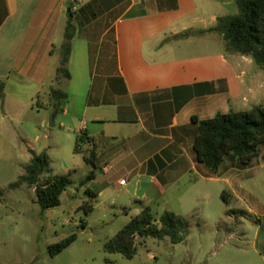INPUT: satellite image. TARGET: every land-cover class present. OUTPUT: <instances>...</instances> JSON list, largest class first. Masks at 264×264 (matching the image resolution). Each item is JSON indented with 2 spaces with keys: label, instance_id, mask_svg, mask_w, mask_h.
Instances as JSON below:
<instances>
[{
  "label": "crops",
  "instance_id": "obj_1",
  "mask_svg": "<svg viewBox=\"0 0 264 264\" xmlns=\"http://www.w3.org/2000/svg\"><path fill=\"white\" fill-rule=\"evenodd\" d=\"M225 6L221 0H80L78 11L70 10L91 66L96 62L81 128L96 139L102 174L124 164L123 173L103 186L128 195L138 213L158 204L187 171L206 173L192 152V117L203 121L230 108L264 105V74L250 56L225 54L222 36L213 31L216 20L228 16ZM68 8L63 0H0L2 91L10 84L38 89L49 81L65 93L55 79ZM207 34L219 35L220 51L199 43L197 37ZM102 134L115 147L104 148ZM259 244L256 251L264 253V241Z\"/></svg>",
  "mask_w": 264,
  "mask_h": 264
},
{
  "label": "rangeland",
  "instance_id": "obj_2",
  "mask_svg": "<svg viewBox=\"0 0 264 264\" xmlns=\"http://www.w3.org/2000/svg\"><path fill=\"white\" fill-rule=\"evenodd\" d=\"M221 1L227 4L225 14H237L234 0ZM74 34L66 65L71 81H64L61 75L55 79L67 94L66 115L58 112L53 116L49 92L54 85L49 81L38 89L17 90L10 84L1 90L6 100L0 101V264H264L260 256L264 253L256 251L264 241V145L248 166H240L229 156L215 172L207 168L204 175L187 171L151 207L155 218L167 211L189 220L183 242L137 237V252L130 260L104 252V244L137 215L139 207L111 185L103 186L111 176L123 173L124 164L110 163L113 169L102 174L97 169L102 164L99 147L80 141L74 151L76 139L84 134L80 122L92 84L91 67L93 72L96 67V62L91 66L88 48L77 29ZM197 38L214 52L222 49L217 34ZM95 50L98 54L99 47ZM39 153L48 156L54 176L69 174L70 180L60 205L45 211L35 203L34 187H11L25 175L32 155ZM91 172L95 181L82 186L80 181ZM47 176H41L39 183ZM87 190L101 195L92 202ZM223 192L229 195L228 203L222 199ZM148 196L155 194L148 192ZM85 205L93 206L88 215L82 211ZM73 233L76 240L51 258L48 247Z\"/></svg>",
  "mask_w": 264,
  "mask_h": 264
},
{
  "label": "trees",
  "instance_id": "obj_3",
  "mask_svg": "<svg viewBox=\"0 0 264 264\" xmlns=\"http://www.w3.org/2000/svg\"><path fill=\"white\" fill-rule=\"evenodd\" d=\"M237 6L236 15L219 17L213 31L222 36L224 41V53L229 55L250 56L253 66L264 72V0H234ZM68 20L64 32V40L61 45V60L57 73L64 79L70 75L66 69L71 53V40L74 37V28L71 12L68 9ZM186 33L177 35L185 36ZM0 85V101L3 99ZM49 97L52 101L53 116L62 111L67 95L59 89H51ZM38 106L40 102H38ZM193 124L197 125V132L192 143V152L198 164L211 170L217 171L225 161L226 157L232 158L240 166H248L257 157L259 148L264 145V105H251L244 110L230 108L226 114H216L213 118L198 121L191 118ZM103 147L110 149L115 147L116 142L100 135ZM86 141L94 146L96 139L81 135L76 139L74 151L78 150V142ZM94 158V151L92 150ZM96 169L92 159L89 160ZM48 175L39 183L41 176ZM94 172L80 181L84 186L87 181L94 179ZM27 184L34 187L35 203L41 211L60 205V196L66 191L70 184L69 174L54 176L49 168V159L45 153L33 154L25 175L11 187ZM91 201H95L97 193L87 190ZM229 195L222 193V199L228 203ZM83 214L88 215L93 211L92 205L82 208ZM189 220L172 212H163L158 218L152 214L150 207L143 208L136 216L110 240L103 250L107 254H119L125 259H132L137 252L135 238L162 239L169 238L172 244L181 243L188 233ZM77 238L75 233L52 244L48 247L51 258L56 257L68 248Z\"/></svg>",
  "mask_w": 264,
  "mask_h": 264
},
{
  "label": "built area",
  "instance_id": "obj_4",
  "mask_svg": "<svg viewBox=\"0 0 264 264\" xmlns=\"http://www.w3.org/2000/svg\"><path fill=\"white\" fill-rule=\"evenodd\" d=\"M65 3H67L70 7V10L73 12L77 9V7L79 6L80 0H63ZM125 185V181L121 180L119 182V186H123Z\"/></svg>",
  "mask_w": 264,
  "mask_h": 264
},
{
  "label": "water",
  "instance_id": "obj_5",
  "mask_svg": "<svg viewBox=\"0 0 264 264\" xmlns=\"http://www.w3.org/2000/svg\"><path fill=\"white\" fill-rule=\"evenodd\" d=\"M49 126H50V127L53 126L52 119L50 120Z\"/></svg>",
  "mask_w": 264,
  "mask_h": 264
}]
</instances>
